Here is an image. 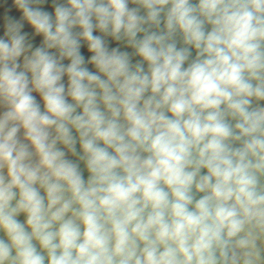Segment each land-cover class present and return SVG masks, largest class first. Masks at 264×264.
<instances>
[{
	"label": "clouds",
	"instance_id": "9594fccd",
	"mask_svg": "<svg viewBox=\"0 0 264 264\" xmlns=\"http://www.w3.org/2000/svg\"><path fill=\"white\" fill-rule=\"evenodd\" d=\"M0 8V264H264V0Z\"/></svg>",
	"mask_w": 264,
	"mask_h": 264
},
{
	"label": "water",
	"instance_id": "95a60500",
	"mask_svg": "<svg viewBox=\"0 0 264 264\" xmlns=\"http://www.w3.org/2000/svg\"><path fill=\"white\" fill-rule=\"evenodd\" d=\"M9 3H11V0H9ZM2 11H3V9L0 8V12H2ZM37 42H39V38H37ZM82 53H83L86 57L89 55L88 52H87V49H86V48H83V49H82ZM85 176H87V173H85ZM20 219H21V220L24 219L23 215H21Z\"/></svg>",
	"mask_w": 264,
	"mask_h": 264
}]
</instances>
